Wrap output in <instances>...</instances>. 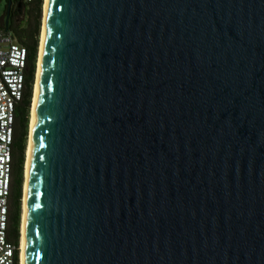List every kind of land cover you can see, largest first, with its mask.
<instances>
[{
	"label": "water",
	"instance_id": "obj_1",
	"mask_svg": "<svg viewBox=\"0 0 264 264\" xmlns=\"http://www.w3.org/2000/svg\"><path fill=\"white\" fill-rule=\"evenodd\" d=\"M47 6L25 264H264V0Z\"/></svg>",
	"mask_w": 264,
	"mask_h": 264
},
{
	"label": "built area",
	"instance_id": "obj_2",
	"mask_svg": "<svg viewBox=\"0 0 264 264\" xmlns=\"http://www.w3.org/2000/svg\"><path fill=\"white\" fill-rule=\"evenodd\" d=\"M26 67V48L0 30V264H20V244L9 241L8 227L15 111L24 95Z\"/></svg>",
	"mask_w": 264,
	"mask_h": 264
},
{
	"label": "trees",
	"instance_id": "obj_3",
	"mask_svg": "<svg viewBox=\"0 0 264 264\" xmlns=\"http://www.w3.org/2000/svg\"><path fill=\"white\" fill-rule=\"evenodd\" d=\"M12 9L5 25L8 0L0 15V30L11 33L16 41L24 46L27 51V67L25 77V91L23 98L15 111L13 134V177L15 187L11 190L9 201V241L19 245L20 239V215L23 187V172L25 161V149L29 125V113L32 103L33 86L35 82L36 61L38 55L39 35L41 27V11L43 0H11ZM22 15L23 20L18 21Z\"/></svg>",
	"mask_w": 264,
	"mask_h": 264
},
{
	"label": "bare ground",
	"instance_id": "obj_4",
	"mask_svg": "<svg viewBox=\"0 0 264 264\" xmlns=\"http://www.w3.org/2000/svg\"><path fill=\"white\" fill-rule=\"evenodd\" d=\"M48 0H44L43 4V14H42V29H41V38L38 49V58H37V70L35 74V85L33 92V100L30 108V125H29V138L28 144L25 153V165H24V184H23V197H22V215L20 222V264H25V232H26V207H27V179L30 169V157H31V147L34 135V123L36 118L37 110V98H38V88H39V79L40 71L42 65V55H43V45H44V35L46 28V20L48 13Z\"/></svg>",
	"mask_w": 264,
	"mask_h": 264
},
{
	"label": "rangeland",
	"instance_id": "obj_5",
	"mask_svg": "<svg viewBox=\"0 0 264 264\" xmlns=\"http://www.w3.org/2000/svg\"><path fill=\"white\" fill-rule=\"evenodd\" d=\"M43 4H44V0H43ZM4 7H5V0H0V15H2ZM42 14H43V6H42V11H41V27H40V35H39V44H40L41 29H42ZM22 20H23L22 15H20V17L18 18V21L21 22ZM38 49H39V45H38ZM37 58H38V55H37ZM37 62L38 61H36V70H37ZM34 85H35V82H34ZM33 92H34V86H33ZM32 100H33V95H32ZM29 125H30V113H29ZM29 125H28V134H27L26 148H27L28 138H29ZM25 153H26V149H25ZM24 165H25V161H24ZM24 180L25 179H24V172H23V184H24ZM22 197H23V187H22ZM21 215H22V202H21ZM21 215H20V222H21ZM19 231H20V228H19ZM19 244H20V239H19Z\"/></svg>",
	"mask_w": 264,
	"mask_h": 264
},
{
	"label": "flooded vegetation",
	"instance_id": "obj_6",
	"mask_svg": "<svg viewBox=\"0 0 264 264\" xmlns=\"http://www.w3.org/2000/svg\"><path fill=\"white\" fill-rule=\"evenodd\" d=\"M12 3H11V6H10V12H11V9H12ZM10 15V13H9ZM9 18V17H8ZM15 187V181H14V177H13V164H12V182H11V190L14 189Z\"/></svg>",
	"mask_w": 264,
	"mask_h": 264
}]
</instances>
